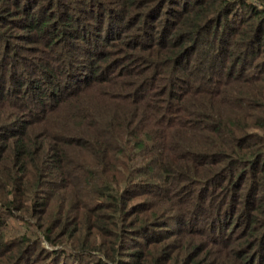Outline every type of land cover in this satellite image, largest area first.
Segmentation results:
<instances>
[{
    "label": "trees",
    "instance_id": "16d2710c",
    "mask_svg": "<svg viewBox=\"0 0 264 264\" xmlns=\"http://www.w3.org/2000/svg\"><path fill=\"white\" fill-rule=\"evenodd\" d=\"M0 264H264V0H0Z\"/></svg>",
    "mask_w": 264,
    "mask_h": 264
},
{
    "label": "rangeland",
    "instance_id": "374dc122",
    "mask_svg": "<svg viewBox=\"0 0 264 264\" xmlns=\"http://www.w3.org/2000/svg\"><path fill=\"white\" fill-rule=\"evenodd\" d=\"M15 33L22 34V31L19 30V31H16ZM15 43H19V42H15ZM60 48H61V46L58 45V46H56L55 50L58 51V50H60ZM21 51H23V50H21ZM18 52H20V51H18ZM23 53H25V52L23 51ZM49 56H53V53H51ZM49 56H43L42 58L43 59H49Z\"/></svg>",
    "mask_w": 264,
    "mask_h": 264
}]
</instances>
